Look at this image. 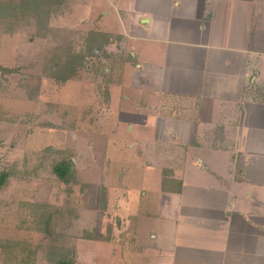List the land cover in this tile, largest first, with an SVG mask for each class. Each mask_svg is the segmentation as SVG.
<instances>
[{
  "label": "crops",
  "instance_id": "obj_1",
  "mask_svg": "<svg viewBox=\"0 0 264 264\" xmlns=\"http://www.w3.org/2000/svg\"><path fill=\"white\" fill-rule=\"evenodd\" d=\"M102 1L145 113L112 244L127 264H264V0Z\"/></svg>",
  "mask_w": 264,
  "mask_h": 264
},
{
  "label": "rangeland",
  "instance_id": "obj_2",
  "mask_svg": "<svg viewBox=\"0 0 264 264\" xmlns=\"http://www.w3.org/2000/svg\"><path fill=\"white\" fill-rule=\"evenodd\" d=\"M105 5L0 0V66L13 70L0 69V264H127L111 235L135 203L113 173L145 150L132 124L144 99L127 102L136 61L89 13ZM64 159L71 184L53 172Z\"/></svg>",
  "mask_w": 264,
  "mask_h": 264
},
{
  "label": "trees",
  "instance_id": "obj_3",
  "mask_svg": "<svg viewBox=\"0 0 264 264\" xmlns=\"http://www.w3.org/2000/svg\"><path fill=\"white\" fill-rule=\"evenodd\" d=\"M0 69L13 72V70L5 69L1 66ZM75 169L76 166L73 160L71 159L60 160L55 162V164L53 165V172L62 182L66 184H71L76 181ZM8 178H9V173L7 171H0V189L5 185ZM57 264H73V262L71 261L70 258H64L63 260H60Z\"/></svg>",
  "mask_w": 264,
  "mask_h": 264
}]
</instances>
